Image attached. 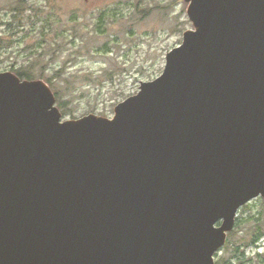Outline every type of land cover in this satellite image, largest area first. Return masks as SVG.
<instances>
[{
	"label": "water",
	"instance_id": "95a60500",
	"mask_svg": "<svg viewBox=\"0 0 264 264\" xmlns=\"http://www.w3.org/2000/svg\"><path fill=\"white\" fill-rule=\"evenodd\" d=\"M193 30L111 119L0 73V264H215L264 198V0H185Z\"/></svg>",
	"mask_w": 264,
	"mask_h": 264
},
{
	"label": "rangeland",
	"instance_id": "374dc122",
	"mask_svg": "<svg viewBox=\"0 0 264 264\" xmlns=\"http://www.w3.org/2000/svg\"><path fill=\"white\" fill-rule=\"evenodd\" d=\"M18 2L0 0V73L20 64L44 69L57 83L62 120L89 114L111 119L117 104L162 74L167 53L194 29L185 0ZM17 4L25 11L12 20L10 10ZM263 199L238 210L231 231L234 246L242 244L253 218L264 213ZM221 249L215 261L235 254ZM255 253H264V239L257 249L247 248L245 257Z\"/></svg>",
	"mask_w": 264,
	"mask_h": 264
},
{
	"label": "trees",
	"instance_id": "16d2710c",
	"mask_svg": "<svg viewBox=\"0 0 264 264\" xmlns=\"http://www.w3.org/2000/svg\"><path fill=\"white\" fill-rule=\"evenodd\" d=\"M18 3H23V0H20ZM18 5L10 10L11 19L14 20L22 14L23 7ZM21 8V9H19ZM23 17V16H22ZM22 17H18L20 20ZM9 24L7 23V26ZM2 39H0V44ZM40 56V55H39ZM44 69L37 70L33 63L29 64V66L20 65H12L9 67V71L13 72L16 76H18L22 80L35 81V80H43L53 92L55 99L58 100V107L63 108L64 103L61 101L60 93L57 88V83L48 76H45L43 73ZM54 81V82H53ZM58 108V109H59ZM264 201V199H263ZM253 226L251 230L242 238V244L234 246V242L231 241L232 232L228 233V241L222 247V251L229 253L234 251L235 254L229 256L228 258L219 257L216 259L215 264H264V253H255L253 256L246 258L245 250L247 248L257 249L261 240L264 238V213L261 214L257 218H253Z\"/></svg>",
	"mask_w": 264,
	"mask_h": 264
}]
</instances>
